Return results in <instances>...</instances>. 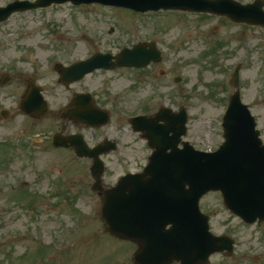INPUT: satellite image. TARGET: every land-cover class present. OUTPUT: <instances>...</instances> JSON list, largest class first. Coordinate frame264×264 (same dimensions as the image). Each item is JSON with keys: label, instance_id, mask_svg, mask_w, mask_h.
Segmentation results:
<instances>
[{"label": "rangeland", "instance_id": "1", "mask_svg": "<svg viewBox=\"0 0 264 264\" xmlns=\"http://www.w3.org/2000/svg\"><path fill=\"white\" fill-rule=\"evenodd\" d=\"M8 1L0 0V4ZM236 1L249 4L255 0ZM204 17L167 12L149 18L117 8H71L66 5L16 15L12 21L0 25V47H8L9 44L11 49L31 48L28 51L35 54L29 53V57L36 58L37 62H26L25 66L17 64V67L30 72L39 68L42 72L38 76L55 79V76L44 74L56 70L58 65L71 68L98 53L116 56L122 47V50L132 49L143 42L142 39L154 40L165 54L163 63L151 64L150 68L140 72L126 69H117L112 74L95 72L88 79L110 81L112 95L118 94L121 83H127V99L133 112L144 109V102L158 95L166 96L176 111L180 106H186L190 114L189 138L193 145L202 150L217 148L223 141L222 117L229 97L234 93L230 82L238 64H242V100L251 107L264 134V29L237 25L216 16ZM112 28L114 31L110 33ZM23 35L24 38L20 39ZM53 43L62 44L55 46ZM80 43L84 46L80 47ZM37 47L55 49L57 53L54 56L69 55L65 49L73 47L70 56L77 59L63 58L52 66L41 61L43 55L36 53ZM21 51L16 50L15 55H20ZM49 54L51 52L45 56ZM162 68L172 70L165 79L160 78L158 72ZM143 71L147 73L143 74L145 76L141 74ZM178 77L182 78L179 83ZM159 78L160 82L157 81ZM136 81L143 82L137 85ZM150 93L152 95L148 96ZM163 102L166 100H159L158 104ZM7 150L0 153L1 174L4 175L7 171L3 170V161L7 162L10 154ZM54 154L49 152L45 155ZM12 163H16L17 173ZM7 164L8 171L12 172L4 178L3 187L15 184L16 180L33 181L34 178L28 176L30 170L22 167L25 163ZM123 165L126 163L115 160L107 164L111 180L116 181L123 173ZM133 167L131 163L127 168ZM29 188L35 187L30 185ZM19 189L23 187L7 190L13 192L8 193L10 195L0 191V264H131L135 252L132 244L93 235L92 230L99 228L97 218L92 217L99 201L97 197L82 195L80 203L85 200V205L81 204L78 210L68 207L34 211L26 205L22 207L28 200ZM35 189L29 191L31 195L28 198L41 194ZM222 202L219 194H211L204 200L209 211L215 213ZM231 219L228 218L229 221ZM215 221L220 224L222 218L217 215ZM219 229L222 228L219 226ZM234 234L242 243L255 236L248 241L253 251L264 246L263 237L258 233L254 235V232L240 228ZM220 263L221 257L213 258L212 264ZM256 264L264 263L258 261Z\"/></svg>", "mask_w": 264, "mask_h": 264}, {"label": "flooded vegetation", "instance_id": "2", "mask_svg": "<svg viewBox=\"0 0 264 264\" xmlns=\"http://www.w3.org/2000/svg\"><path fill=\"white\" fill-rule=\"evenodd\" d=\"M21 49L20 55H15V51ZM30 49H11L9 44L8 47H0V147L10 150L9 162L25 163L22 167L30 170L28 176L34 179L25 182L26 186H34L44 177L50 178L54 188H45L50 192L46 204L55 208H79L81 196L90 194L99 200L93 209V217L100 216L99 211L103 206V196L100 192L108 190L114 183L108 175L107 167H104L99 180L95 179L91 168L99 160L104 164L115 160L118 163L134 164L133 168L123 174L143 171L152 150L143 137L147 132L137 133L132 119L141 115L154 117L159 113L163 108L158 104L159 95L144 102V109L133 112L127 99V83H121L118 86V94L112 95L110 81H95L85 77L80 81L68 82L62 81L59 76L47 79L38 76L42 69L34 68L33 72H30L29 69L17 67V64L25 66L26 62H37L36 58L29 57V53L35 54L28 51ZM37 49L36 53L43 55L41 61L52 66L63 58L72 59L70 52L73 47L65 49L69 51V55L63 56H54L53 54L57 53L55 49ZM50 52L51 54L45 56ZM158 72L161 77L169 76V71ZM143 74L142 76H145ZM44 75L54 76L51 73ZM157 81L160 82V78ZM141 82L143 81H136L135 84L139 85ZM151 95L152 93L148 94ZM162 97L167 100L166 96ZM166 104L165 107L176 113L168 100ZM91 109L95 110L90 112ZM27 112L42 117L33 118ZM108 115L109 123H101ZM54 135L63 139L60 140L63 144L61 148L54 146ZM79 136H82L84 141L81 142ZM77 141H80V144ZM48 152L55 154L45 155ZM79 152H83V157L78 155ZM12 164L17 173L16 163ZM82 203H85V200ZM219 206L220 209L215 213L209 211L207 203L202 202L200 205L203 213L212 217L213 233L233 238L235 247L232 256L229 257L226 252L213 255L211 259L221 257L220 264H256L258 261L264 263V252L258 254L259 252L253 251L248 243L255 236L242 243L234 234L236 229L239 232L240 228H244L248 232H254V235L258 233L264 237V224H245L225 209L223 204L220 203ZM217 215L222 218L220 224L215 221ZM229 217L232 218L230 221ZM100 222L102 227L98 230V235L110 237L105 222ZM172 226L173 222H170L168 227ZM135 248L138 249L137 246Z\"/></svg>", "mask_w": 264, "mask_h": 264}, {"label": "water", "instance_id": "3", "mask_svg": "<svg viewBox=\"0 0 264 264\" xmlns=\"http://www.w3.org/2000/svg\"><path fill=\"white\" fill-rule=\"evenodd\" d=\"M71 1L74 4L81 3H101L117 7H124L137 12L159 11V10H182L197 13H213L226 16L235 23H246L264 27V0H257L253 4L243 5L234 0H37L35 3L15 2L6 8H0V22L6 20L13 12L25 11L33 8L50 5L53 2L64 3ZM153 49V48H152ZM144 47H136L134 50H125L117 57L119 65L141 66L155 58L150 54L145 56ZM154 52V51H153ZM112 56L97 55L88 62L70 69L71 73H66L64 77L75 75L80 77L84 73L90 72L98 67L113 68L114 64L109 63ZM109 63V64H108ZM237 69L235 73L236 84L238 82ZM225 144L214 154H201L192 151L174 150L169 157V161L160 160L163 154L160 150L154 154L150 166L146 173L154 179L151 184L152 189L145 190L144 195L156 196V181L166 179V187L174 190L172 195L185 194V186H189L187 191L193 209H197L201 197L210 191H221L225 203L238 216L247 222H254L260 218L264 220V147L259 139V132L256 130L254 117L251 115L248 106L243 105L240 93L237 92L231 97L228 112L224 118ZM155 145V144H154ZM173 148V145H169ZM127 178L120 181L119 185L107 193L106 203H134L139 196L137 190H130L131 198H124L128 195L126 186ZM112 206L107 207L104 213H112ZM106 218L108 217L105 216ZM108 228L112 234L120 238H133L137 235L135 230H131L134 225L122 223L120 219H108ZM202 241L201 251L212 250L217 239L208 233L207 220L201 225ZM194 239V237H193ZM145 246L144 242L137 241ZM150 245L135 256L136 264H170L174 258H181L175 253L169 241H152ZM191 253L187 255L190 257ZM205 257V256H204ZM183 260L184 259H179ZM187 261L186 264H202Z\"/></svg>", "mask_w": 264, "mask_h": 264}, {"label": "bare ground", "instance_id": "4", "mask_svg": "<svg viewBox=\"0 0 264 264\" xmlns=\"http://www.w3.org/2000/svg\"><path fill=\"white\" fill-rule=\"evenodd\" d=\"M86 41H87V40H85V42H86ZM79 46H80V47H83V46H84V43H80ZM110 77H115V76H114V75H111Z\"/></svg>", "mask_w": 264, "mask_h": 264}]
</instances>
